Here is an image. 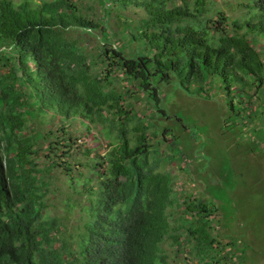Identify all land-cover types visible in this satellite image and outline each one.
<instances>
[{
    "label": "trees",
    "instance_id": "1",
    "mask_svg": "<svg viewBox=\"0 0 264 264\" xmlns=\"http://www.w3.org/2000/svg\"><path fill=\"white\" fill-rule=\"evenodd\" d=\"M92 1L101 8L99 16L90 17L77 0H0V61L8 67L0 76V127L7 139L0 146V264H166L165 241L184 253L192 234L203 239L207 224L198 222L192 230L184 216L195 212L209 219L212 210L185 196L176 224L174 186L160 170L152 143L159 131L154 121L135 114L134 102L142 98L156 119L163 112L158 83L175 82L205 98L214 84L230 102V93L248 100L254 95L264 118V48L254 40L264 39V0L249 6L256 23L210 12L207 0ZM14 48L31 58L27 68H19L16 53H10ZM36 79L50 96L45 108L50 112L57 102L63 117L56 129L61 136L51 140V132L24 131ZM241 85L253 93L237 92ZM76 120L87 130L101 123L104 135L113 134L116 142L103 155L81 151L87 158L81 165L91 174L83 185L93 184L85 190L75 245L65 240L56 246V219L42 216L45 178L30 154L42 151L51 160L60 152L67 158L50 164L71 175L77 139L67 125ZM38 138L45 139V149L32 150Z\"/></svg>",
    "mask_w": 264,
    "mask_h": 264
},
{
    "label": "rangeland",
    "instance_id": "2",
    "mask_svg": "<svg viewBox=\"0 0 264 264\" xmlns=\"http://www.w3.org/2000/svg\"><path fill=\"white\" fill-rule=\"evenodd\" d=\"M13 1L19 3L22 0ZM77 1L84 5L83 10L90 17L95 15L94 12L97 16L102 12L92 0ZM184 1L192 4L194 0H167V3L182 4ZM251 1L207 0L206 7L210 12H223L240 23L244 20L256 23L257 18L252 16L254 10L249 8ZM90 5L94 11L88 7ZM254 40L264 48V39L257 36ZM89 41L92 46L96 39L92 37ZM10 53H16L20 69L32 63L25 52H17L14 48ZM2 63L0 61V76L8 70ZM35 82L37 85L31 88L35 99L26 110L24 131L26 134L51 132V140L55 135L61 136L56 129L63 117L57 102H54L52 112L45 108L50 96L41 79ZM158 87L163 112L158 113L157 119L143 98L136 102L133 97L129 99L134 102L137 118L146 116L147 120L155 122L159 131L158 137H152V143L161 161L160 170L171 176L174 186L177 201L171 213L177 224L183 215L181 202L185 196L206 202L213 213L209 219L197 218L195 212L184 216L192 230L196 229L198 222L206 223L208 228L200 233L203 239L198 240L197 234L189 237L184 244V253H176L170 241H165L166 264H204L198 253L206 256L208 264H264V118L257 114L262 108L261 101L251 95L252 88L242 85L237 92L246 90L251 99L230 93L234 96L232 102L229 94L214 84L208 86L209 98L189 95L175 82H160ZM245 101H250L249 105ZM166 128L168 131L164 137ZM67 129L77 139L69 158L71 175L63 171L62 165L50 164L52 159L62 163L67 158H63L60 152L51 160L42 151L31 153L30 157L45 178L47 187L41 188L42 192L46 189L42 216L56 219V229L52 230L57 238L55 244L61 246L68 240L73 247L84 215L85 190L93 184L88 181L83 185L85 177L91 174L81 165L87 160L81 151L89 148L91 155H103L116 139L113 134L110 137L104 135L101 123H95L87 130L76 120L69 122ZM151 130L155 128L151 127ZM4 133L0 127L2 149L7 143ZM164 138L168 140L164 141ZM45 145V139L38 138L32 150L45 149ZM211 239L212 243L209 242Z\"/></svg>",
    "mask_w": 264,
    "mask_h": 264
}]
</instances>
